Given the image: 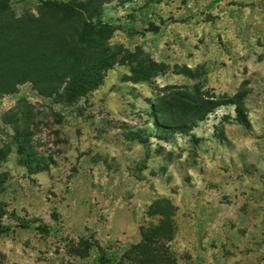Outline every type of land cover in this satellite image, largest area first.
<instances>
[{"label":"rangeland","instance_id":"rangeland-1","mask_svg":"<svg viewBox=\"0 0 264 264\" xmlns=\"http://www.w3.org/2000/svg\"><path fill=\"white\" fill-rule=\"evenodd\" d=\"M9 1L20 17L39 0ZM100 20L127 60L98 89L63 104L25 82L0 98V264H100L156 223V201L174 208L179 264H264V0H113ZM139 60L163 72L128 81ZM166 86L240 93L248 126L225 105L189 132L157 131Z\"/></svg>","mask_w":264,"mask_h":264},{"label":"trees","instance_id":"trees-1","mask_svg":"<svg viewBox=\"0 0 264 264\" xmlns=\"http://www.w3.org/2000/svg\"><path fill=\"white\" fill-rule=\"evenodd\" d=\"M110 1L113 0H39L35 14L15 17L10 1L0 0V98L16 93L25 82L31 83L39 95L63 104L76 103L98 89L106 73L127 60L121 47L109 43L114 29L100 20L102 6ZM161 69L162 65L139 60L131 68L128 81L147 80L162 73ZM181 73L189 75L190 70ZM242 97L237 93L216 99L198 89L166 86L152 105L154 126L162 133H186L207 114L225 105H233L237 121L248 126ZM148 215L157 221L139 226L137 243L106 247L98 255V262L179 264L171 248L176 232L174 208L168 201H156ZM91 248V244L81 241L71 252L84 258Z\"/></svg>","mask_w":264,"mask_h":264},{"label":"crops","instance_id":"crops-1","mask_svg":"<svg viewBox=\"0 0 264 264\" xmlns=\"http://www.w3.org/2000/svg\"><path fill=\"white\" fill-rule=\"evenodd\" d=\"M189 227L190 225L185 224V228H189ZM178 240L180 243L179 242L176 243V241H174V243H176V246H182V249L186 248L187 246L190 249L189 255L194 258L196 256V253L198 252V249L197 246H195L197 244L193 241L194 240L193 237H189L187 236V234L185 235L183 234L180 236V239Z\"/></svg>","mask_w":264,"mask_h":264}]
</instances>
